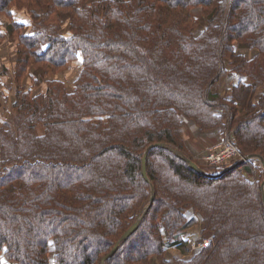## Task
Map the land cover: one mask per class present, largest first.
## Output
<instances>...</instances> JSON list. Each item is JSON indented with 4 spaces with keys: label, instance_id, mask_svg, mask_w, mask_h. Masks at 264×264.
<instances>
[{
    "label": "trees",
    "instance_id": "trees-1",
    "mask_svg": "<svg viewBox=\"0 0 264 264\" xmlns=\"http://www.w3.org/2000/svg\"><path fill=\"white\" fill-rule=\"evenodd\" d=\"M5 49L16 100L0 125V264H102L152 188L106 264H170L197 224L210 244L176 264H264L255 161L209 178L156 147L142 174L156 143L193 160L187 121L264 158V0H0Z\"/></svg>",
    "mask_w": 264,
    "mask_h": 264
},
{
    "label": "rangeland",
    "instance_id": "rangeland-1",
    "mask_svg": "<svg viewBox=\"0 0 264 264\" xmlns=\"http://www.w3.org/2000/svg\"><path fill=\"white\" fill-rule=\"evenodd\" d=\"M202 27H203V22L201 21L199 29H201ZM244 52L249 54V56L252 55L251 51H248V52L244 51ZM75 68H76V65L73 64V66L70 69H68L66 72H64V74H62V77L65 78L66 80L73 78L75 74L77 73V69L75 70ZM236 81H237V78L236 76H233V75L228 78H224L221 82H219L213 87V90L214 92L225 93V91H228L230 87L236 83ZM184 132H185V138H186V146L188 147L187 151L189 155L191 156V158H193L195 162H197L198 164H200V166L209 170L210 172L212 173L218 172L215 169H219V168H215L211 165H208L202 162L200 160L199 154L205 147L212 145L216 143L217 141L221 140L225 134L221 132L219 129L218 131H214V132L202 133L192 122H189V121L186 122V125L184 127ZM252 161H255L256 165L262 167L260 161L258 160H252ZM189 214H192V212L190 211ZM196 217L198 218V220L201 221V218L198 214ZM201 227H202L201 224H197L194 227L190 228L189 230L195 228V230H193L191 234H194V232L195 233L199 232L201 236L204 237L202 235ZM187 255L191 256L192 254L190 251H189V254H184L183 252L181 253L179 250L175 248H170L168 249L167 258L169 259L170 264H176V260H186L187 258H189V256ZM4 264H10V263L5 261ZM153 264H160L157 257H154Z\"/></svg>",
    "mask_w": 264,
    "mask_h": 264
},
{
    "label": "built area",
    "instance_id": "built-area-1",
    "mask_svg": "<svg viewBox=\"0 0 264 264\" xmlns=\"http://www.w3.org/2000/svg\"><path fill=\"white\" fill-rule=\"evenodd\" d=\"M218 112L222 114L223 110L218 109ZM199 157L202 162L213 167H220L223 170L232 166L240 159H243L245 155L240 151L235 135L233 133H227L221 140L205 147L199 154ZM193 230L195 228L188 230L185 236L190 246L191 254L199 252L202 248L210 244V239L200 236L199 232L191 234Z\"/></svg>",
    "mask_w": 264,
    "mask_h": 264
},
{
    "label": "water",
    "instance_id": "water-1",
    "mask_svg": "<svg viewBox=\"0 0 264 264\" xmlns=\"http://www.w3.org/2000/svg\"><path fill=\"white\" fill-rule=\"evenodd\" d=\"M156 147H161V148L167 149L169 151H172L178 157H180L182 160L187 162L190 165V167H192L194 170H196L200 174L205 175L206 177H209V178H219V177L223 176L224 174L229 173L233 169L238 168V167H240V166H242V165H244V164H246V163H248V162H250L252 160L260 161L262 167L264 168V158L262 156H260V155L252 154V155L245 156L243 159H240L238 162H236L232 166H229V167L223 169L220 172L212 173V172L206 171L197 162H195L194 160L190 159L182 151L177 150V149L171 147L170 145H168L166 143H156V144H153L150 147H148V149L146 150V153H145V155L143 157L142 174H143L144 178L147 181H149L148 172H147L148 154L153 148H156ZM262 189H263V204H264V181L262 183ZM154 198H155V194H154V190L152 188V195L150 197L149 203L146 205V207L143 209L141 214L138 216V218L136 219L135 223L123 234L121 240L115 245L113 250L110 253H108L103 258L102 264H106V262L108 260H110L115 255V253L120 248L121 242L127 241L138 230L142 220L144 219V217L147 215L148 211L150 210V208H151V206H152V204L154 202Z\"/></svg>",
    "mask_w": 264,
    "mask_h": 264
},
{
    "label": "crops",
    "instance_id": "crops-1",
    "mask_svg": "<svg viewBox=\"0 0 264 264\" xmlns=\"http://www.w3.org/2000/svg\"><path fill=\"white\" fill-rule=\"evenodd\" d=\"M15 61L16 54L13 49L0 51V72L2 68H7L5 74L0 77V125H3L4 122L11 121L12 106L16 100L15 85L11 78ZM172 248L177 249L176 247Z\"/></svg>",
    "mask_w": 264,
    "mask_h": 264
}]
</instances>
